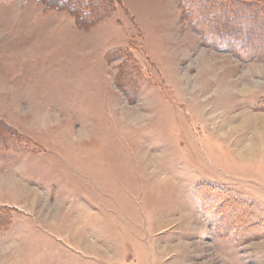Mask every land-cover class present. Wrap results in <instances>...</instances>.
I'll return each instance as SVG.
<instances>
[{"label":"rangeland","instance_id":"rangeland-1","mask_svg":"<svg viewBox=\"0 0 264 264\" xmlns=\"http://www.w3.org/2000/svg\"><path fill=\"white\" fill-rule=\"evenodd\" d=\"M0 264H264V0H0Z\"/></svg>","mask_w":264,"mask_h":264},{"label":"bare ground","instance_id":"bare-ground-1","mask_svg":"<svg viewBox=\"0 0 264 264\" xmlns=\"http://www.w3.org/2000/svg\"><path fill=\"white\" fill-rule=\"evenodd\" d=\"M252 118H253L254 120H256V117H252ZM249 120H250V119H249ZM249 120H247V121H242V123L240 124V126H241V127H245V126H247V125L250 123ZM254 120H253V121H254ZM255 122L257 123V121H255ZM255 122H254V123H255ZM251 124H252V123H251ZM258 125H259V124H258ZM256 135H257V134H256ZM250 148H251V147H250ZM246 151H247V150H246ZM248 153H249V152H248ZM243 155H244V156H243L242 158H245V159H246V154L243 153ZM248 156H249V155H248ZM250 157H251V156H250Z\"/></svg>","mask_w":264,"mask_h":264}]
</instances>
